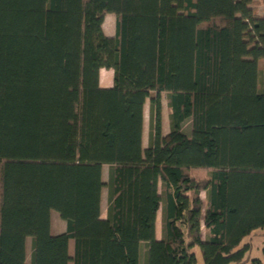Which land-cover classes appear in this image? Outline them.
I'll return each instance as SVG.
<instances>
[{"label": "trees", "instance_id": "obj_1", "mask_svg": "<svg viewBox=\"0 0 264 264\" xmlns=\"http://www.w3.org/2000/svg\"><path fill=\"white\" fill-rule=\"evenodd\" d=\"M262 4L0 0V264H26L27 238L29 264H139L141 244L144 264H264L242 243L264 229Z\"/></svg>", "mask_w": 264, "mask_h": 264}, {"label": "rangeland", "instance_id": "obj_2", "mask_svg": "<svg viewBox=\"0 0 264 264\" xmlns=\"http://www.w3.org/2000/svg\"><path fill=\"white\" fill-rule=\"evenodd\" d=\"M160 98L163 102L161 105V123L162 125L164 124V130H167V123H168V111L166 107V94L161 93ZM143 125H144V146L148 144L149 141V132H150V115H149V100L146 99L144 106H143ZM183 131L185 133H189L190 131V123L187 120L183 124ZM107 172H108V166H103L102 170V178L103 181H106L107 179ZM190 173L193 179L200 180L203 177H206L207 175L204 174L206 172H202L198 169H190ZM203 197V194H202ZM204 206V205H203ZM106 207H107V188L103 187L102 188V195H101V217L105 216L106 212ZM155 228L160 234L161 232V210H159L158 215L156 217L155 221ZM65 230V221L62 220L55 210L50 211V232L51 234H57L61 233ZM203 236H206V231L203 229ZM242 243H248L251 246V250L249 252V257L250 258H261L262 257V251L261 247L264 245V229H258L255 230L250 234V236L245 237L242 240ZM144 245L142 244V251L140 250V256H139V264H144L145 263V250H144ZM68 250L70 254H72L73 251V240L70 239L68 243ZM144 250V251H143ZM26 264H29V255H30V238H27L26 240ZM197 259L198 263L197 264H203L202 258L197 251ZM68 264H72L69 262Z\"/></svg>", "mask_w": 264, "mask_h": 264}, {"label": "crops", "instance_id": "obj_3", "mask_svg": "<svg viewBox=\"0 0 264 264\" xmlns=\"http://www.w3.org/2000/svg\"><path fill=\"white\" fill-rule=\"evenodd\" d=\"M258 11L261 14H264V4H262V5H260L258 7ZM115 22H116V15L114 13H107L105 15V17L103 19V23H102V29H103V32L107 36H110V37L114 36V34H115ZM112 79H113V70L111 68L102 67V68L99 69V72H98V83H99L100 87H110L112 85ZM161 93H165V92H161ZM162 104H163V102L161 100V105ZM166 107H167V111H168L167 112L168 113L167 130H164V124L162 125V123H161L162 134H166L169 131V127H170V125H169L170 109H169L168 104H167V99H166ZM147 145L144 146V125H143L142 126V147L145 148ZM198 170H200L202 172H206L204 174H206L207 176L203 177V178H207L209 176V171L208 170H206V169H198ZM202 194H203V197H202ZM101 195H102V191H101ZM199 196H200L202 202L205 205L206 204V191L205 190H201L200 193H199ZM158 212H157V215H158ZM157 215H156V217H157ZM104 217H106V212H105V216H103L102 218H104ZM155 237L157 239H160V237H161V232H160V234H158L156 228H155ZM140 250L142 251V244L140 245ZM144 250H145V245H144ZM139 256H140V251H139Z\"/></svg>", "mask_w": 264, "mask_h": 264}]
</instances>
